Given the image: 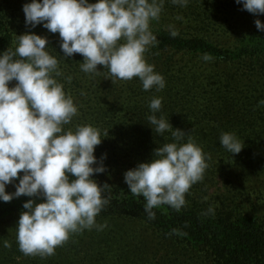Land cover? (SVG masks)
<instances>
[{"label": "rangeland", "instance_id": "1", "mask_svg": "<svg viewBox=\"0 0 264 264\" xmlns=\"http://www.w3.org/2000/svg\"><path fill=\"white\" fill-rule=\"evenodd\" d=\"M30 2L0 1L11 23L10 48L14 51L17 36L29 32L48 39V50L58 59L61 72L55 78L78 107V115L64 126L65 130L75 131L80 125L97 128L103 140L94 155L99 160L106 154L103 163L107 169L115 161L118 174L124 179L126 171L150 162L154 150L161 144L153 147L151 142L136 136L135 140L128 138L118 153L120 141L116 135L143 128L154 133V126L149 122L144 125L139 117L142 113L152 115L150 101L162 97V108L155 113L157 118L163 116L174 129L189 134L204 153L211 156L206 161L208 167L203 180L189 190L195 193L196 201L203 209L211 206L219 211L223 201L234 200L264 224V104H261L264 101V57L253 71L256 63L233 56L236 55L234 49L244 38L248 39L244 36L257 30L255 20L264 23V15L242 10L243 5L236 4L235 0H189L186 7L164 0L159 20L150 22V30L156 37L159 33H170L172 26L179 33L176 37L204 42L220 54L207 53L212 59L204 61L202 57L206 52L185 51L171 44L163 48L158 41L145 53V58L154 65L155 72L164 77L166 86L161 91L155 88L144 91L138 78L122 81L99 65L100 74L84 73L80 54L62 57L63 52L54 42L60 40L58 33H50L42 25L33 29L26 27L22 9ZM225 104L227 111L221 110ZM168 112L173 118L167 117ZM224 132L234 133L244 144L239 154L233 155L220 145ZM160 139L163 144L174 142L171 132L167 131ZM187 140L188 136L182 142ZM131 141L137 146L131 148ZM97 176L102 177L103 182L114 180L107 171ZM20 214L0 220V264H205L203 253L182 250L180 247L185 244L178 245L145 222L125 216H97L98 225H107L103 230L94 227L70 234L52 256H26L17 243ZM5 243L9 246L5 247Z\"/></svg>", "mask_w": 264, "mask_h": 264}, {"label": "clouds", "instance_id": "2", "mask_svg": "<svg viewBox=\"0 0 264 264\" xmlns=\"http://www.w3.org/2000/svg\"><path fill=\"white\" fill-rule=\"evenodd\" d=\"M188 2L172 0L182 7ZM235 2L253 15H264V0ZM163 4L164 0H31L22 10L26 27L42 25L59 34L62 57H83L84 73L100 74L99 65L116 79L138 78L144 91H161L166 81L147 63L145 53L158 44L150 22L159 20ZM255 26L264 32L259 19ZM170 34L179 33L170 26ZM17 42L14 51L0 53V202L33 198L23 204L27 211L16 226L17 243L26 256H52L70 234L107 226L98 225L96 217L110 202L102 195L110 186H100L92 178L107 171L106 154L99 160L94 155L103 140L97 128L80 125L75 131L65 130L78 115V107L55 78L61 72L58 59L48 50V39L29 32L17 36ZM202 58L212 59L207 53ZM162 99L150 101L153 114L147 119L161 136L171 132L174 142L158 147L150 162L124 174L129 192L146 201L149 220L156 218L152 209L161 205L179 212L186 205L185 194L203 180L206 161L211 159L189 134L174 129L163 116L157 118ZM186 136L187 142H182ZM220 145L233 155L244 148L229 132L221 133ZM8 185L15 191L7 192ZM213 211L210 206L208 212Z\"/></svg>", "mask_w": 264, "mask_h": 264}, {"label": "trees", "instance_id": "3", "mask_svg": "<svg viewBox=\"0 0 264 264\" xmlns=\"http://www.w3.org/2000/svg\"><path fill=\"white\" fill-rule=\"evenodd\" d=\"M10 25V21H8L4 10L0 6V53L10 48L12 41ZM157 36V40L160 41L159 45L163 48L165 45L171 44L185 51L215 52L217 56L220 54L216 48L204 42L199 43L197 40L189 39L182 40L178 37H172L169 32L159 33ZM244 37H248V39L244 38L241 44L234 49L236 55L233 56L244 58L250 64L256 63L253 66V71H255L257 62L264 57V33H260L255 29ZM54 42L60 48V40H54ZM152 58L154 59V56ZM14 85L15 81L11 82L9 87L11 88ZM228 109L227 104L221 107L223 111ZM171 115L168 112L167 117L173 118L170 117ZM148 116L150 115L142 113L139 117L142 119L141 123L145 125L148 122ZM136 136L143 137L146 141L151 142L153 147L157 144L164 145L159 134L156 132L150 133L147 128H143L141 131L134 133L126 132L116 135L117 138L119 137L118 141H120L118 148L120 152L118 153H121L128 138L135 140ZM130 146L134 148L137 145L134 141H131ZM142 148L146 150L144 146ZM114 154L116 155V152ZM117 168L116 162L112 161L107 169L108 176L114 179L112 182H103L102 177L100 178L97 175L92 177L100 186L104 184L110 186L102 194L110 202L102 209L98 217L125 216L143 221L178 245L185 244L186 246L180 247L182 250H197V252L203 253L205 264H264V224L254 218L249 211H245L236 201L225 200L219 211L214 210L209 213L196 201L195 193L188 192L185 194L186 205L179 212L168 205H161L152 209L156 214V218L149 220L147 213L144 211L146 201L142 196H134L129 192L128 186L125 184L122 175L118 174ZM22 174L20 173V175ZM16 183H18V180ZM6 191L12 193L15 188L8 185ZM29 199L33 198L21 196L7 203L0 202V220L27 211L23 208V204ZM41 202L43 200L36 201V203ZM174 229L177 230L175 233L173 232Z\"/></svg>", "mask_w": 264, "mask_h": 264}]
</instances>
